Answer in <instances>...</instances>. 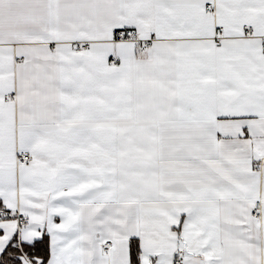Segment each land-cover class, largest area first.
<instances>
[{"label":"snow or ice","instance_id":"snow-or-ice-1","mask_svg":"<svg viewBox=\"0 0 264 264\" xmlns=\"http://www.w3.org/2000/svg\"><path fill=\"white\" fill-rule=\"evenodd\" d=\"M0 264H264V0H0Z\"/></svg>","mask_w":264,"mask_h":264}]
</instances>
